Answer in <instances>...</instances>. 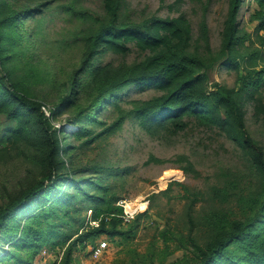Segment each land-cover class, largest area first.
<instances>
[{
	"label": "trees",
	"instance_id": "1",
	"mask_svg": "<svg viewBox=\"0 0 264 264\" xmlns=\"http://www.w3.org/2000/svg\"><path fill=\"white\" fill-rule=\"evenodd\" d=\"M21 1L0 0V145L5 142L21 146L24 158L33 163L35 171L19 188L8 190L2 196L0 228L5 225L3 231L7 234L18 229L19 226L11 223L15 216L10 214L22 212L34 201L49 202L53 210L55 204H62L65 213H69L68 206L81 195L83 202L97 201L93 206L95 217L104 215L97 226L77 231L74 238L67 235L69 242L60 264H71L74 248L85 239L102 234L115 237L133 233V223L141 214L126 227L120 216L123 207L113 202L115 197L89 193L85 180L74 176L88 170L66 164L61 150L67 151L68 134L62 135V128L53 121L67 108L74 112L72 120L80 124L76 134L92 140L99 133L92 135L90 124L104 121L96 110L97 102L102 109L114 104L116 119L103 131L121 128L128 118H133L147 131L177 132L193 119L199 125L218 128L242 153V168L225 171V183L210 187L208 198L216 202L202 205L199 216L196 203L200 197L206 198L205 192L185 187L188 194L184 224L189 231L188 238L183 239L191 248L192 256L177 264H264V145L250 133L245 120V105L249 100L254 102L255 114L264 116V0H254L258 7L250 18L258 23L252 34L240 27L239 14L246 6L245 0H229L217 49L211 44L206 7L195 35L184 13L153 14L133 20L123 17L125 0H102V13L78 8L76 0L65 1L59 4L60 9L70 15L77 14L89 24L74 33L82 55L72 70L60 69L65 72L64 77L53 70L43 74L25 56V50L18 48V43L27 38L26 32L21 31L23 17L42 11L49 0ZM130 42L141 52L139 59L116 66L96 64L99 54L106 51L127 53ZM220 60L235 69L233 87L214 83L213 89L209 83L208 70ZM85 76H88L86 81L81 83ZM42 80L48 81L56 93L51 99L56 105L50 108V114L42 108L44 102L40 97L49 98L51 94L34 88ZM147 88L152 89L147 97H136L130 92ZM91 90L96 93L89 98ZM124 102L131 106L125 108ZM85 120H90V124H84ZM244 175L249 178L245 187L237 182ZM65 183L67 188L63 186ZM91 184L99 190L103 188L101 181L91 180ZM232 199L238 202L241 214L229 206ZM195 231L201 235H193ZM28 236H34L41 245L46 233L27 227L19 237L27 239Z\"/></svg>",
	"mask_w": 264,
	"mask_h": 264
},
{
	"label": "rangeland",
	"instance_id": "2",
	"mask_svg": "<svg viewBox=\"0 0 264 264\" xmlns=\"http://www.w3.org/2000/svg\"><path fill=\"white\" fill-rule=\"evenodd\" d=\"M47 0H43L46 2ZM68 0H49L42 6V11L34 12L33 16L23 17L21 31L26 32V39L18 43V48L25 50L29 57L38 66L43 74L53 70L59 77H64L65 68L72 70L80 61L82 52L80 45L75 41L74 33L89 24L77 14H68L60 9L59 4ZM19 2H22L19 0ZM78 8H84L90 13H102V0H76ZM246 6L241 9L239 18L240 27L252 34L257 20L251 19V13L257 8L254 0H245ZM206 7V19L210 30L212 46L217 49L221 42V31L229 9V0H125L122 13L124 18L142 20L153 14L160 16H175L186 14L190 19L194 34H198V24ZM248 43V41H247ZM130 50L125 54L106 51L99 54L96 64L119 65L121 62H132L139 59L141 52L130 42ZM209 83L214 89V83H222L233 87L236 83L235 69L220 60L208 70ZM85 76L81 83L86 81ZM47 91L49 98L40 97L44 105L42 108L50 114V108L56 103L52 101L55 94L48 81H40L34 87ZM133 91V92H132ZM264 96V87H262ZM133 96L147 97L152 93L151 88L145 90H131ZM96 90H91L92 98ZM108 109L99 107L96 110L101 123L90 124L93 134H98L92 140L86 136L76 134L79 123L72 120L73 111L64 109L53 120L55 125L62 128L67 135L69 146L67 151L61 150V155L67 165L84 167V171L74 176L85 180L86 189L90 194L104 193L108 197H115L116 205L128 201L136 208L142 200V207L134 209V216L125 218L120 214L127 227L138 215V221L133 223V233L124 236L110 237L102 234L95 238H88L78 242L73 250L71 264H177L185 257L192 256V250L186 245L184 238H188L189 228L184 224L185 202L188 191L201 190L205 199L196 203L200 215L201 206L216 202L208 198L207 191L211 186L225 183V171H236L242 168L244 161L239 147L218 128L199 125L190 119L181 130L159 132L141 129L133 118H128L121 128L103 129L116 119L117 111L114 104ZM129 108L131 104L124 102ZM245 120L250 133L264 145V116L256 115L254 102L249 100L245 105ZM64 141V140H63ZM63 141L61 144H63ZM94 168V169H93ZM33 163L24 158L21 146L2 142L0 145V201L8 190L18 186L34 172ZM68 171V169H67ZM66 176V175H64ZM167 179L166 185L160 181ZM91 180L101 181L103 188L91 184ZM249 178L245 175L237 182L245 187ZM64 188L68 184H63ZM235 187V186H233ZM236 188V187H235ZM238 188H236L237 190ZM74 191V189H72ZM220 199V198H219ZM51 201V200H50ZM229 206L233 211L241 214L239 204L231 200ZM98 203L95 199L83 202L79 195L75 202L68 206L69 213H65L62 204H55L53 210L49 202L34 201L22 212H12L11 223L19 226L12 229L11 234L0 228V264H60L63 251L69 242L67 235L74 238L76 232L86 231L95 226L93 206ZM63 206V205H62ZM74 208H78L74 211ZM16 214V215H15ZM7 216V219H10ZM109 218V216H106ZM199 220V219H198ZM2 222H0L1 224ZM27 227L35 232L46 233L41 245L34 236L20 239V235ZM168 229L166 234L162 231ZM173 233L175 235H173ZM193 235L199 237L201 233L195 231ZM47 238V240H46ZM106 240L105 250L98 256L92 252V247L99 241Z\"/></svg>",
	"mask_w": 264,
	"mask_h": 264
},
{
	"label": "built area",
	"instance_id": "3",
	"mask_svg": "<svg viewBox=\"0 0 264 264\" xmlns=\"http://www.w3.org/2000/svg\"><path fill=\"white\" fill-rule=\"evenodd\" d=\"M128 201H122V202H119V204L123 207V212H124V215H122L123 217L125 218H130V217H133L134 216V210H131L129 207H128ZM140 202H143L142 200H140ZM145 203V202H143ZM140 207L136 208V210H138ZM99 221L100 219L98 220H94L93 223L95 224V226H97L99 224ZM107 241L106 240H101L99 241L95 246L92 247V252L94 255L98 256L100 255L106 248L107 246Z\"/></svg>",
	"mask_w": 264,
	"mask_h": 264
},
{
	"label": "bare ground",
	"instance_id": "4",
	"mask_svg": "<svg viewBox=\"0 0 264 264\" xmlns=\"http://www.w3.org/2000/svg\"><path fill=\"white\" fill-rule=\"evenodd\" d=\"M167 179H164L163 181H160L159 183H160V185L163 187V185L165 186L166 185V183H167ZM128 203V202H127ZM128 207L131 209V210H134V209H136V208H138V207H142V202H140V204L136 207V208H134L133 207V205H129L128 204Z\"/></svg>",
	"mask_w": 264,
	"mask_h": 264
}]
</instances>
